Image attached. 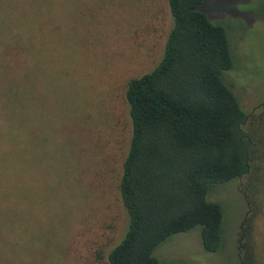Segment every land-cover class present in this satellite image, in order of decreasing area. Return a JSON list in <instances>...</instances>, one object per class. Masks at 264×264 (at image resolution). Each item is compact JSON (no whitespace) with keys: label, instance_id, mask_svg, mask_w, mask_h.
Returning <instances> with one entry per match:
<instances>
[{"label":"rangeland","instance_id":"374dc122","mask_svg":"<svg viewBox=\"0 0 264 264\" xmlns=\"http://www.w3.org/2000/svg\"><path fill=\"white\" fill-rule=\"evenodd\" d=\"M14 4L32 10L35 41L45 46L49 64L35 69L37 76L48 69L47 106L39 121L47 144L38 162L43 184L36 209L23 222L24 239L33 245L29 257L33 264H108L128 224L120 195L132 134L126 86L162 59L173 26L168 0H0V21L2 9ZM200 10L227 32L234 67L225 83L245 114H261L264 0H211ZM252 176L209 193L224 213L217 252H205L196 228L161 244L160 264H243L244 230L256 211L247 188ZM254 194L260 208L252 242L256 264H264V185Z\"/></svg>","mask_w":264,"mask_h":264},{"label":"trees","instance_id":"16d2710c","mask_svg":"<svg viewBox=\"0 0 264 264\" xmlns=\"http://www.w3.org/2000/svg\"><path fill=\"white\" fill-rule=\"evenodd\" d=\"M209 1L168 0L173 26L162 59L127 83L132 134L120 195L128 224L108 264H160L157 248L196 228L205 252H217L224 213L209 193L250 175L256 211L244 230L243 264H256L252 233L260 203L252 198L264 185V112L245 114L224 81L234 59L225 28L200 10ZM33 18L29 6L14 4L2 9L0 21V264H33L23 222L43 184L37 172L47 140L39 121L48 95V69L39 76L35 69L49 68Z\"/></svg>","mask_w":264,"mask_h":264}]
</instances>
